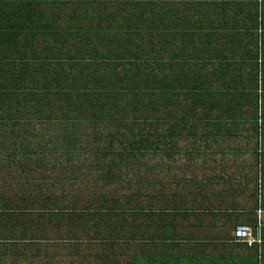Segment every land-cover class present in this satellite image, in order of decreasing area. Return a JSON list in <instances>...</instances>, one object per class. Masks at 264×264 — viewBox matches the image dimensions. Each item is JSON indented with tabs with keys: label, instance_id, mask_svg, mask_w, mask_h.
<instances>
[{
	"label": "trees",
	"instance_id": "16d2710c",
	"mask_svg": "<svg viewBox=\"0 0 264 264\" xmlns=\"http://www.w3.org/2000/svg\"><path fill=\"white\" fill-rule=\"evenodd\" d=\"M198 137L253 175L141 161ZM0 264H264V0H0Z\"/></svg>",
	"mask_w": 264,
	"mask_h": 264
},
{
	"label": "rangeland",
	"instance_id": "374dc122",
	"mask_svg": "<svg viewBox=\"0 0 264 264\" xmlns=\"http://www.w3.org/2000/svg\"><path fill=\"white\" fill-rule=\"evenodd\" d=\"M36 127V129L38 131H40L42 129V125L36 123L34 125ZM51 131V130H50ZM181 145L184 146H193L194 144L189 141V140H181L179 142ZM223 144V143H222ZM222 144H218V146H212V148H201V153H195V154H189L187 152H182L181 154H177L174 156V160L173 158L170 159L167 156H159V155H154L153 153H147L145 155L141 156V161L142 162H146V163H158L159 165L163 166L164 169H167L170 164L172 163L171 166H174V170H183L184 173L186 175H191V170H193L194 172L196 171V173H199L198 175H201L202 173V168L203 166L213 162V160L215 159V162L217 164H219L217 166V169L220 167V165L222 166L223 163L225 165H227L228 167L226 168L227 172H232V173H237V174H246V175H250L252 176L254 173V167L255 165L253 164V161L255 159H257V155H253V154H239L238 152H232L230 149L231 144L228 145H222ZM57 153V152H56ZM51 159L54 158H59V159H63L64 156L62 154L58 155V154H54L51 153L50 155H48ZM83 156V155H82ZM231 156V157H229ZM186 166V167H184ZM192 167L193 169H189V167ZM179 167H182L181 169H179ZM195 167V168H194ZM190 170V171H189ZM89 174L94 175L95 174V170L92 169ZM243 177V176H240ZM142 185H144L143 183H141ZM231 184H226L224 186H220L219 189L225 193H228L229 187ZM159 185L156 183H152L151 185H148L147 183L144 185V189H143V193L144 196H139L138 200H144L145 195L149 194L151 192L155 191V188L158 187ZM149 187V188H148ZM246 190V189H245ZM250 201V202H249ZM248 203H246L247 205H251L252 199H249ZM243 204V203H242ZM227 205V204H226ZM259 217L263 216V211L259 210ZM66 246L69 245V242H66L65 244ZM59 248L55 249L58 250ZM64 248H61L59 250H61V253H65L66 250H63ZM59 252V251H57ZM57 259L62 258V261H66L69 260V256L67 255H57L56 257Z\"/></svg>",
	"mask_w": 264,
	"mask_h": 264
},
{
	"label": "crops",
	"instance_id": "0c3cea01",
	"mask_svg": "<svg viewBox=\"0 0 264 264\" xmlns=\"http://www.w3.org/2000/svg\"><path fill=\"white\" fill-rule=\"evenodd\" d=\"M212 142H213V140H212ZM246 142V139H244V143ZM223 143V144H222ZM218 144H222V145H228V140H223V139H220L219 140V142L218 143H214V144H212V146H218ZM245 146H246V144H244ZM197 146L199 147V149H201V148H206V146H205V144H204V141L200 138V137H198L197 138ZM250 146V148H249V150H247L246 148L244 149V154H242V155H245V154H248V153H250V154H252L251 153V145H249ZM233 152V151H232ZM239 154H240V152L239 151H237ZM197 153L198 154H200L201 152L200 151H197ZM229 157H231V156H229ZM219 164H217L216 162H215V159L213 160V162H212V164L211 163H209V164H207V165H205V166H203V167H201V168H203V169H206V171H208V172H213L214 174H218V173H221L222 174V177H221V183H220V185L218 186V187H220V186H224V185H226V184H238V181L236 180V181H231L230 180V176H237V177H239V178H244V176L246 175V174H237V173H232V172H227L226 171V168L228 167L227 165H225L224 163H223V165L221 166L220 165V167L217 169V166H218ZM203 171H205V170H203ZM240 176H243V177H240ZM227 179V180H229L230 182H232V183H228V182H226L224 179ZM232 178H234V177H232ZM229 188H230V186H228ZM245 194V193H244ZM244 194H238V203H239V205L237 204V206H241L242 207V205H244L245 203H247L248 201H249V199L247 200V198H246V196L244 195ZM220 198H223V199H226V200H229L228 202H226V206L227 207H234V204H233V198H229V197H227V196H220ZM250 202V201H249ZM243 203V204H242ZM241 210V209H240Z\"/></svg>",
	"mask_w": 264,
	"mask_h": 264
},
{
	"label": "built area",
	"instance_id": "2783aa9c",
	"mask_svg": "<svg viewBox=\"0 0 264 264\" xmlns=\"http://www.w3.org/2000/svg\"><path fill=\"white\" fill-rule=\"evenodd\" d=\"M235 240L239 243L246 245L247 247H253L259 245L261 251L262 237L255 233V229L245 223H240L234 230Z\"/></svg>",
	"mask_w": 264,
	"mask_h": 264
}]
</instances>
